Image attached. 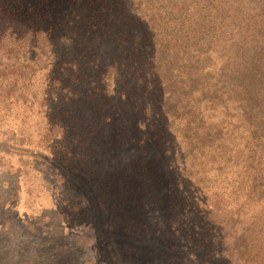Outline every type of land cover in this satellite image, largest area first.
<instances>
[{"label":"trees","instance_id":"trees-1","mask_svg":"<svg viewBox=\"0 0 264 264\" xmlns=\"http://www.w3.org/2000/svg\"><path fill=\"white\" fill-rule=\"evenodd\" d=\"M57 131L180 169L186 264H264V0H0V153L63 165ZM45 239L0 264H78Z\"/></svg>","mask_w":264,"mask_h":264},{"label":"rangeland","instance_id":"rangeland-1","mask_svg":"<svg viewBox=\"0 0 264 264\" xmlns=\"http://www.w3.org/2000/svg\"><path fill=\"white\" fill-rule=\"evenodd\" d=\"M101 137L85 144L86 136L57 131L53 152L62 155L63 165L0 153V197L15 194L17 185V202L8 200L0 210V246L13 250L8 258L43 253L50 237L77 250L78 264H186L183 242L190 231L176 222L185 201L174 193L186 183L177 177L180 169L172 172L151 152L144 155L125 141L127 134L110 145L111 134ZM161 171L169 181L158 182ZM25 221L30 231L21 227Z\"/></svg>","mask_w":264,"mask_h":264}]
</instances>
